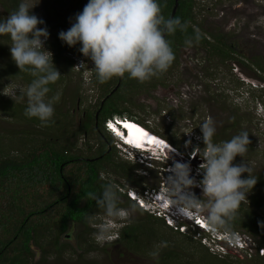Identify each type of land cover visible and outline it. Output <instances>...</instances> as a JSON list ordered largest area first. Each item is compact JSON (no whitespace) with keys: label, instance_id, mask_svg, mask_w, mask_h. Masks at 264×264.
Returning <instances> with one entry per match:
<instances>
[{"label":"rangeland","instance_id":"obj_1","mask_svg":"<svg viewBox=\"0 0 264 264\" xmlns=\"http://www.w3.org/2000/svg\"><path fill=\"white\" fill-rule=\"evenodd\" d=\"M18 1L21 2V0ZM197 1L199 11L195 28L206 36L210 32L215 35L222 34L225 40L234 46V51L229 55L236 59L227 58L222 61L219 58H213L207 48L197 46L198 44L180 45L176 51V60L174 57L171 65L163 73L142 83L135 79L125 81L126 84L119 93L123 96V100H119L118 103H121V108L127 110L126 116H135L137 121L172 142L180 153L174 155L180 157L178 160L175 159L176 162L188 163L191 169L190 176L197 182L201 179L202 171L199 170V165L203 162L199 153L204 151L199 126L207 119L213 121L216 129L213 136L214 143L227 141L240 132H247L250 145L248 151L244 157H235L233 163L249 166L251 175L256 176L264 173V84H262L264 81H261L262 70L258 67V64L264 65V0ZM24 2L31 7L38 0H24ZM86 3L87 0H64L63 2L39 0L31 12L44 21V24L38 27H46L49 39L54 32H57V29L67 30ZM4 11L0 1V14ZM7 53V48L0 44V69L7 63L5 58ZM70 55L68 54V57H72L75 64L71 72L68 75L65 74V80L58 88L60 101L53 104V107L66 111V115L73 119L69 134L73 142H76L75 140L77 142L72 153L84 158H92L99 154L100 146H102L98 135L93 132L88 136L79 133L73 135V133L77 131L85 111L95 110L105 91L92 80L93 62L90 61L87 64V70L84 71L79 68L82 58ZM26 86L19 80H8L6 76L0 77V94L4 99L17 103L27 102L18 90ZM2 118L6 120V123L2 121ZM0 122L12 130L19 131L25 128L22 120L11 119L3 112H0ZM40 129H34V131H37L41 138H47L45 134H41L42 131H38ZM64 129L65 127L55 132L60 135ZM33 137L34 135H29L28 140ZM105 138L115 158L125 160L126 158L119 154L121 150L116 144L115 150L112 148L113 139L108 134ZM129 162L137 166L132 174L134 179L141 181V185L136 186L128 178L122 179L117 175L107 176L104 172L102 175L114 182L116 190L122 194L119 196L118 207L126 212L125 217L110 218L103 211L97 212L92 215L93 221L89 222L92 231L87 234L83 231L81 237L77 236L80 231L82 232L79 228L76 230L73 228L71 232L65 233L62 240L72 247L70 252L66 251L61 260L57 261L58 264H87L88 262L92 264H161L159 258L167 252L166 248L169 247L166 246V241H170V245L180 246L179 264H189L188 259H191L194 264H213L206 262L204 258L205 251L216 256L212 252L215 250L213 246L209 249L204 245L203 236L209 235L198 230L196 226L189 225L191 223L187 221L185 235H182L180 229L163 228L154 237L149 238L153 233L149 231L146 235L143 234L142 238L139 236L138 242H132L133 245L140 247L139 250L124 243L119 232L123 225L137 221L144 223L145 227H150L151 223H149V212L136 210L133 206L124 203L123 192L130 188L138 193L148 189L153 190L156 187L158 189L164 179L171 174L161 169L164 164L162 161L153 163L154 167L147 170L140 165V162L139 164L132 160ZM71 169L74 168L69 165L64 171L67 173ZM196 173L199 176H196ZM247 175L248 173L241 174V176ZM192 190L197 198H200L201 190L198 187H193ZM63 191L64 187L61 186L57 197L43 196L44 198L38 202L45 206L63 195ZM202 199L207 198L202 197ZM143 204L145 209L153 212L151 206L146 205V202ZM141 206L139 205L140 208ZM55 209L56 206L49 208L46 212L53 214ZM105 224L110 226V231L105 239L97 240L98 228ZM237 231L244 237L238 242L240 247L232 250L231 253L235 255L227 256L230 263L264 264V253L261 254V249L264 250V247L260 246V241L242 229ZM141 232L143 233L142 228L139 230L140 234ZM186 235L191 237L194 243H187ZM197 242L204 247H200ZM78 244L81 246L78 247ZM207 244L210 243L207 241ZM153 251L158 252V255H150ZM35 252L34 261L39 264L42 261L41 255L40 252L36 250ZM257 253L262 258H259ZM188 256L190 258H187ZM237 257L240 262L237 261ZM47 259L54 262L58 260L55 254ZM173 263L176 264L178 261L174 260L171 264Z\"/></svg>","mask_w":264,"mask_h":264},{"label":"clouds","instance_id":"obj_2","mask_svg":"<svg viewBox=\"0 0 264 264\" xmlns=\"http://www.w3.org/2000/svg\"><path fill=\"white\" fill-rule=\"evenodd\" d=\"M38 3L39 0L29 7L21 0L14 11L0 18V36L10 38V56L19 72H27L33 77L26 87L18 89L27 101L24 115L47 126L53 117V103L59 100L58 93L46 99L50 91L48 85L54 84L61 74L53 64L52 53L44 46L49 33L46 27H38L44 21L31 12ZM187 26L188 22H181L178 17L165 18L158 0H87L71 26L60 31L58 38L69 47L80 45V53L93 62L100 83L125 74L129 79L142 83L168 69L174 60V52L166 36L177 30L186 31ZM199 40L200 34L194 30V35L184 43L191 46ZM88 63L90 61L82 59L79 68L86 71ZM128 119L140 129L162 137L163 143L137 146L128 141L126 138L131 134L125 127L130 122ZM109 124L115 131L109 128ZM199 127L204 151L199 153L203 162L199 165L202 172L197 182L190 176L188 163L176 162L175 159L180 158L174 156L175 153L180 154L178 148L145 124L119 115L103 121V132L113 139V146L116 144L121 150L119 154L136 164L140 162L146 170L153 168V163L162 161L161 169L171 173L158 189L140 193L127 189L124 193L128 198L138 207L142 205L144 211L163 219L169 227L180 229L183 234L187 228L185 223H191L189 225L209 235L203 236L207 248L213 246L214 254L224 255L240 247L238 242L244 236L232 231L231 226L241 203L246 200V193L256 183V176L251 175L249 166L233 163L235 157H244L248 151V133L240 132L227 141L214 143L212 138L216 129L213 121L207 119ZM242 173H248L247 177L242 178ZM193 187L201 190L200 198L194 194ZM92 199L107 217H125L126 212L118 207L119 195L115 185L106 184L102 192L98 196L93 195ZM143 202L151 206L153 212L145 209ZM93 219L92 216L88 218L89 222ZM109 231V225H101L96 239H105ZM221 244L226 246V251L218 249ZM150 255L156 256L158 252L153 251Z\"/></svg>","mask_w":264,"mask_h":264},{"label":"trees","instance_id":"obj_3","mask_svg":"<svg viewBox=\"0 0 264 264\" xmlns=\"http://www.w3.org/2000/svg\"><path fill=\"white\" fill-rule=\"evenodd\" d=\"M0 1L5 10L3 14H0V18L7 17L20 3L18 0ZM58 1L63 2L64 0ZM158 3L161 7V14L165 18L178 17L181 22H188L186 31L177 30L174 34L166 36L176 60L178 47L185 45L184 41L194 35V30L198 31L194 26L199 11L198 1L178 0V6L173 15L175 0H158ZM56 31L44 44L45 48L52 53L53 64L61 74L54 84L48 85L50 88L47 94L48 98L58 93L59 86L65 80V74L68 75L74 67L75 61L72 57H68V54L77 55L85 61H91L80 53L79 44L69 47L58 38V33L66 31L65 29L61 28ZM198 32L200 40L194 42L193 45L198 44L197 46L207 48L213 58H219L222 61L227 60V58H234L229 55L230 52L234 51V46L227 42L222 34L215 35L208 31L210 33L206 36L204 33ZM0 44L8 50L5 57L7 63L0 69V77L6 76L8 80L16 79L25 85L30 83L33 77L27 72H19V68L11 59L8 49L11 44L10 38L7 35L0 36ZM258 67L262 70L260 78L264 81V65L258 64ZM119 78L113 77L104 83H100L94 68L92 70L93 82L98 83L100 88L105 91L101 98L102 105L100 102L95 110L85 111L77 131L73 133V135L79 133L88 136L93 132L98 135L102 146H100L99 154L92 158H84L72 153L77 140L73 142V138L69 134L73 119L68 114L66 115V111H60L58 107H53L54 113L51 122L47 126H42L36 118L30 119L24 115L27 102L19 101L17 103L7 98L4 99L0 94V112L7 114V117L11 119L22 120L25 125V128L18 131L5 127L0 122V264H37L34 261L35 250L41 255L42 261L39 264H58L57 261L61 260L66 251L70 252L72 247L62 240L64 234L71 232L73 228L75 230L79 228V231L82 229V232L77 234L79 237L84 232L87 234L93 230L89 226L88 218L103 211L97 208L92 199L93 195L98 196L102 192L106 184H114L102 176L103 172L107 173V176L117 175L122 179L128 178L136 186L141 185V181L134 179L132 174L137 166L130 163L129 160L116 159L113 150L107 146L109 142L103 132L105 119L114 115L126 116L127 110L121 108V103L118 101L123 97L119 94L120 90L129 78L127 74L122 76L121 83L117 86ZM129 116L136 119L135 116ZM2 121L6 123L3 118ZM64 127L65 129L60 135L55 132ZM39 128L41 129L38 131H42L41 134H45L49 139L41 138L40 134L34 131V129ZM29 135H34L33 139L28 140ZM112 148L115 150L113 145ZM69 165L74 169L65 173L64 170ZM61 186L64 187V194L59 198H55L45 206L38 202L45 196L50 198L53 195H58ZM123 194L125 204L143 211L124 192ZM118 195L121 196L122 194L118 192ZM55 206L56 209L53 214L46 212ZM149 223H151L150 227H145L144 223L137 221L124 225L120 229L121 239L127 246L139 250L140 247L132 243L138 242L139 236L142 238L143 234L146 235L147 232L151 231L153 232L149 237L151 238L159 230L171 228L165 224L163 219L151 213ZM231 227L232 231L244 230L254 239L257 238L260 241V246L264 247V173L256 175V183L246 194V200L241 203L237 210ZM140 228L143 231L141 234L139 233ZM187 243H194L189 236ZM170 244V241H166V246L169 247L166 248L167 252L159 258L161 264H171L174 260L178 261L176 264H179L180 246ZM198 244L200 247H204L201 243ZM80 246L78 244V247ZM54 254L58 259L55 261L56 263L47 259ZM228 255L235 254H216L215 256L207 251L204 252L205 261L213 264H231L227 259ZM190 260L188 259L189 264H194L192 260L190 263ZM237 261L240 262L239 259ZM87 264L92 263L88 262Z\"/></svg>","mask_w":264,"mask_h":264},{"label":"bare ground","instance_id":"obj_4","mask_svg":"<svg viewBox=\"0 0 264 264\" xmlns=\"http://www.w3.org/2000/svg\"><path fill=\"white\" fill-rule=\"evenodd\" d=\"M128 120L130 122H127V124L132 125V127H128L131 131V134L129 135V137H127V135H125V137H127L126 139L130 141L131 143H135L136 145H139V146H144L149 143L157 144V145H161L163 143L164 139L162 137L150 131H149L150 133H148L147 131L140 129L139 127L134 125L131 122L132 121L131 119H128Z\"/></svg>","mask_w":264,"mask_h":264},{"label":"water","instance_id":"obj_5","mask_svg":"<svg viewBox=\"0 0 264 264\" xmlns=\"http://www.w3.org/2000/svg\"><path fill=\"white\" fill-rule=\"evenodd\" d=\"M177 6H178V0H175V5H174L173 11H172V15L175 13V11H176V9H177ZM121 79H122V77L119 78V82H118L117 86L120 85V83H121ZM116 88H117V87H116Z\"/></svg>","mask_w":264,"mask_h":264},{"label":"built area","instance_id":"obj_6","mask_svg":"<svg viewBox=\"0 0 264 264\" xmlns=\"http://www.w3.org/2000/svg\"><path fill=\"white\" fill-rule=\"evenodd\" d=\"M218 249L221 250V251H226L227 248H226V246L221 244V245H219ZM263 253H264V250L261 249V254H263Z\"/></svg>","mask_w":264,"mask_h":264},{"label":"snow or ice","instance_id":"obj_7","mask_svg":"<svg viewBox=\"0 0 264 264\" xmlns=\"http://www.w3.org/2000/svg\"><path fill=\"white\" fill-rule=\"evenodd\" d=\"M125 127H132V125H128V124H126ZM109 128H112L113 131H115V128H114V126H113L112 124H109ZM138 131H139V130H138ZM117 134L119 135L118 132H117ZM137 146H139V145H137ZM198 222H199V221H198Z\"/></svg>","mask_w":264,"mask_h":264},{"label":"flooded vegetation","instance_id":"obj_8","mask_svg":"<svg viewBox=\"0 0 264 264\" xmlns=\"http://www.w3.org/2000/svg\"><path fill=\"white\" fill-rule=\"evenodd\" d=\"M234 59H236V58H234ZM103 102H104V99H103ZM100 104L102 105V100H101V103Z\"/></svg>","mask_w":264,"mask_h":264}]
</instances>
